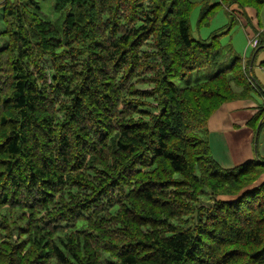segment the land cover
<instances>
[{"label":"rangeland","instance_id":"obj_1","mask_svg":"<svg viewBox=\"0 0 264 264\" xmlns=\"http://www.w3.org/2000/svg\"><path fill=\"white\" fill-rule=\"evenodd\" d=\"M89 1L95 3L97 0ZM104 1L107 5L110 2ZM241 2L244 3L243 0H170L168 7L161 8V0L120 1L118 14L113 17L117 18L118 25L123 23L131 28L140 24L133 21L136 9L133 11L131 5L138 7L140 4L145 11L156 13L158 18L154 24L156 32L135 49L136 63L120 72L116 79L117 88L124 91L119 93L114 112L107 115L108 122L113 129L129 120L148 122L152 127L153 120L161 116L164 107L173 103L185 117L189 170L185 175H173L166 164L155 159L144 166L136 164L131 167L127 163L120 166L108 157V152L115 150L117 143H125L116 131L107 147H96L94 154L86 155L81 167L77 161L81 156H76L72 168L63 178L65 185L48 200H42L40 197L28 198L24 188L11 186L10 178L19 177L20 172L15 164L12 173H7L5 168L10 159L0 155V264H116L121 243L140 242L145 236L163 237L173 231L190 233L204 245L194 264H250L247 258L252 252L246 245L232 237L226 236L224 240L223 234L217 230L221 219L227 222L226 215L218 212L219 205L228 202V197L237 191L232 185L225 186L207 178L202 183L199 164L206 156L204 144L200 146L199 141H203V130L198 124L200 118L193 117L199 111L197 109L204 113L218 99L231 98L234 84L239 83L248 89L245 80L236 79L243 78L244 72H249L254 83L264 90V45L257 53L258 49L254 51L249 46L245 31L248 23L243 20H249L248 8L241 9ZM11 3L26 12L23 2L0 0V148L11 130L17 132L20 129V117L12 101L17 81L28 77L49 92L56 73L59 78L62 75L63 79L70 81L77 78L85 72L94 53L92 46L80 37L71 50L65 48L66 51H61L63 48L59 51L65 60H60L56 68L54 60L53 64L51 61L50 47L43 44L39 48L32 43L30 49H26L21 41L27 35L37 34V27L30 26L31 19L61 24L73 12L71 5L61 7L53 0H40L36 2L37 14L32 11L24 13V22L21 23L23 19L18 21L7 15L6 9ZM159 9L162 10L158 12ZM168 9L174 14L171 18L165 17ZM186 16L194 43L192 49L180 53L181 47L175 39V23ZM260 16L264 18V10ZM125 18L131 20L126 22ZM122 28L126 27L123 25ZM32 40L35 39L32 37ZM199 42L210 43L208 54L195 48V43ZM215 52L218 56L213 60ZM165 54H173L171 60L167 61ZM236 57L241 59V65H233L237 68L232 75L223 74ZM216 75L220 78L212 79ZM167 81L175 87L173 93ZM103 90L100 85L101 94ZM253 94V101L259 110L263 109L264 97ZM45 105L51 108L53 132L56 136L69 138L70 154L77 155L80 140L74 134L75 129L65 121V109L71 106V97L61 94ZM94 129L101 133L105 130L99 122ZM176 145L174 139L168 141V148ZM261 176L264 171L257 178ZM113 181L118 183V189L111 187L107 195L99 197V194L89 208L82 210V204L93 200L99 187L104 185L103 190L108 189ZM156 184L163 186V195L155 199V204L141 200L142 190ZM72 216L84 220L82 229L73 231L76 220ZM151 217L156 223L150 224ZM56 250L64 256L66 263L56 257ZM235 254L238 257L233 259ZM71 255L77 262L71 259Z\"/></svg>","mask_w":264,"mask_h":264},{"label":"trees","instance_id":"obj_2","mask_svg":"<svg viewBox=\"0 0 264 264\" xmlns=\"http://www.w3.org/2000/svg\"><path fill=\"white\" fill-rule=\"evenodd\" d=\"M17 1L23 2L26 12L32 11L37 14L36 2L40 0ZM53 1L61 7L71 5L73 12L69 13L61 24L52 25L44 21L38 22L36 18L31 19L30 26L34 24L37 27V34L22 38L21 45L26 49H30L32 43L37 44L39 48L43 44L50 47L51 61L53 64L54 60L53 65L56 68L59 67L60 60H65L59 51L63 48L64 50L61 51H66L65 48L71 50L72 45L80 37L92 46L94 53L91 55L89 65L85 66V72L77 75V78L70 81L68 78L63 79L60 73H58L61 75L59 78L56 73L53 78L55 83L50 87L49 92L28 77L24 76L17 81L12 101L13 108L20 117V129L17 132L11 130L9 136L4 139V146L0 148V155L10 159L5 168L7 173H12L15 164H17L16 170L20 172L19 177L10 178L11 186L15 189L24 188L28 198L40 197L42 200H48L50 195L58 193L59 189L65 185L63 178L72 168L71 163L75 162L76 156H81L77 160L81 167L86 155L90 152L94 154L96 147L98 149L107 147L112 134L116 131L125 143H117L115 150L108 152V157L112 161L119 163L120 166L127 163L133 167L136 164L144 166L151 159H155L166 164L173 175H185L189 170L187 127L184 115L176 110L173 103L170 102L169 106L164 107L161 116L153 120L152 127L148 122L129 120L125 123L121 122L117 129H113L107 119V115L115 110L119 93L124 91L122 88L120 90L117 88L116 79L120 72L130 69L132 64L136 63L138 57L135 49L156 32L154 28L158 18L156 13L145 11L142 6H139L140 4L138 7L131 5L130 8L133 11L136 9L133 21L140 24L129 28L123 23L118 25L116 17L113 19L118 14L119 3L122 0H110L108 5L104 0H97L95 3L89 0ZM243 1L241 9L247 7L256 11L264 5V0ZM169 2L170 0H161V8L166 7ZM8 5L7 15L21 21L26 12L21 11L20 6L12 3ZM161 10L159 9L158 12ZM168 10L165 12V17L171 18L174 14L170 12V9ZM129 20L125 18L126 22ZM243 20L248 23L247 26H250V20L246 18ZM23 22L24 19L21 23ZM123 25L125 29L122 28ZM189 31L188 17H180L175 23V39L181 47L180 53L189 51L193 47L194 42ZM32 37L35 40H32ZM195 44V48L201 53L208 54L210 43ZM165 55L168 61L173 54ZM217 56L215 52L212 59L215 60ZM239 63L241 65V59L234 58L232 64L224 69L223 74L232 75L237 68L233 65ZM109 74L112 75L109 76ZM218 76L212 79L218 80L220 78ZM236 79L245 80L246 85H249L247 89L239 83L234 84L235 87L241 88L243 94L251 91L264 92L255 85L249 72H244L243 78L240 76ZM167 84L173 93L175 87L169 81ZM100 85L104 87L103 94L99 91ZM129 92L137 95L135 92ZM61 94L71 97V106L65 109L67 110L65 121L68 122L69 127L75 129L74 134L78 136V140L82 141L76 143L79 153L74 156L70 154L69 138L56 136L53 132L51 108L45 105L50 99H56ZM230 97L224 96L218 99L214 106L204 113L197 109L199 111L193 114V117L200 118L198 124L202 130L205 128L207 119L218 106L235 97L233 91ZM263 111L264 109L261 112ZM98 122L105 128L102 133L94 129V125ZM2 123H4L3 120ZM170 139L177 142V145L171 149L168 148ZM201 144H204L203 151L206 156V159L204 158L205 160L199 164L201 166L199 173L203 177L202 183L203 179L207 178L215 182L219 181L225 186L232 185L235 188L234 191H237L228 197V202L225 201L219 205L218 212L226 215L227 222L221 219L220 229L217 228V230L223 234L224 240L226 236L232 237L236 242H243L246 245L252 252L247 258L250 264H264V181L257 178L264 171V163L256 160L232 170H223L210 158L204 139L199 141L200 146ZM246 179L249 181L246 182ZM110 183L108 189L103 190L104 185L97 188L96 197L93 200H86L82 204V210L89 208L99 194V197L107 195L111 187L118 189L119 185L116 181ZM162 187L156 184L150 189L142 190L139 197L146 203L155 204V199L163 195ZM164 187L168 188L167 185ZM71 218L76 220L73 231L82 229L84 220H78L74 216ZM152 223H156L154 217L150 218V224ZM143 239L140 242L132 240L133 242L130 243H121L116 264H194L204 247L194 239L192 234L185 232L173 231L167 236L153 238L145 236ZM55 252L60 262L66 263L64 256L57 250ZM237 257L238 255L235 254L233 259ZM71 259L77 262L75 256L71 255Z\"/></svg>","mask_w":264,"mask_h":264},{"label":"crops","instance_id":"obj_3","mask_svg":"<svg viewBox=\"0 0 264 264\" xmlns=\"http://www.w3.org/2000/svg\"><path fill=\"white\" fill-rule=\"evenodd\" d=\"M262 10L264 5L257 11L247 9L250 26L245 31L249 46L254 51L258 49L256 53L264 45ZM241 91L239 87L233 89L235 97L218 106L207 119L202 133L210 158L223 170H232L256 160L264 163V118L259 117L262 109L259 110L252 98L253 92L262 98L264 92L243 94ZM260 181H264V176Z\"/></svg>","mask_w":264,"mask_h":264},{"label":"flooded vegetation","instance_id":"obj_4","mask_svg":"<svg viewBox=\"0 0 264 264\" xmlns=\"http://www.w3.org/2000/svg\"><path fill=\"white\" fill-rule=\"evenodd\" d=\"M261 111H262V110L259 111V117H260V118H264V111H263V112H261Z\"/></svg>","mask_w":264,"mask_h":264}]
</instances>
